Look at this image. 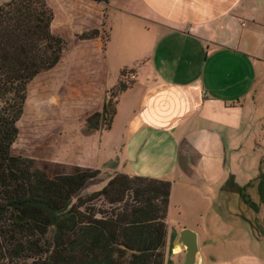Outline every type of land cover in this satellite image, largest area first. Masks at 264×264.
Wrapping results in <instances>:
<instances>
[{
	"label": "crops",
	"instance_id": "obj_1",
	"mask_svg": "<svg viewBox=\"0 0 264 264\" xmlns=\"http://www.w3.org/2000/svg\"><path fill=\"white\" fill-rule=\"evenodd\" d=\"M46 2L53 12L51 31L66 46L58 63L32 80L46 83L52 99L62 103L60 110L47 115L48 125L61 132L57 155L60 149L65 151L56 162L96 172L74 195L73 203L102 227L133 224L144 204L141 181L172 178L168 246L176 245L181 229L194 230L202 264L208 260L218 264L206 253L216 242L213 227L182 226L170 232L168 226L176 182L191 181L213 197L237 193L241 203L213 204L215 211L240 219L244 238L264 240L253 227L252 208L237 191L221 188L229 176L248 197L253 186L257 212L264 218L258 191L264 155L255 159L252 173L253 162L241 151L255 150L251 144L244 149V144L253 132H264V0ZM91 30H98V35L82 37ZM113 53L126 54L127 61L114 67ZM123 69H129L133 84L119 94L113 124L85 133L86 117L102 110ZM256 116L260 121L254 128ZM116 123L121 125L111 136L114 153L101 154V141H109ZM258 138L263 142V135ZM185 140L211 151L185 156L181 152ZM96 180L97 187L88 191ZM226 199L230 201L229 196ZM223 264H264V257L239 252Z\"/></svg>",
	"mask_w": 264,
	"mask_h": 264
},
{
	"label": "trees",
	"instance_id": "obj_2",
	"mask_svg": "<svg viewBox=\"0 0 264 264\" xmlns=\"http://www.w3.org/2000/svg\"><path fill=\"white\" fill-rule=\"evenodd\" d=\"M52 19L46 0L0 4V264H163L169 180L147 179V198L136 223L102 227L73 203L74 195L96 177L94 170L75 166L71 172L50 171L12 151L27 85L53 68L66 46L51 31ZM98 33L91 30L82 37ZM127 88L120 81L109 91L102 110L86 117L85 133L111 127L117 97ZM258 179L264 204L261 169ZM223 188L237 191L256 210L233 176Z\"/></svg>",
	"mask_w": 264,
	"mask_h": 264
},
{
	"label": "rangeland",
	"instance_id": "obj_3",
	"mask_svg": "<svg viewBox=\"0 0 264 264\" xmlns=\"http://www.w3.org/2000/svg\"><path fill=\"white\" fill-rule=\"evenodd\" d=\"M124 44L125 42H121V45ZM113 56L116 57L115 63L112 61V65L114 67L117 65H122L123 62L127 61L126 54L124 55L113 53ZM120 81L128 84L129 87L133 84V80H131L130 78L129 69H123L120 71L116 84ZM42 84L44 85L42 86ZM115 85L111 89L115 88ZM45 86L46 83L40 81L37 82L36 79L34 81H30L27 85L23 112L17 124L19 133L12 147V151L15 154L34 159L37 166L39 167H43L44 165L48 166V169L50 171L56 170L71 172L72 168L75 167V165L56 162L60 160L59 157L62 158V155H64L65 151L63 149H60V154L57 155V147L55 145L61 132H59L58 129H52V127L48 125L47 115L51 112H55L56 110H60L62 108V103L59 102V100L56 101L55 99H52L53 94H51V90H49L48 88H44ZM108 95L109 94H107L105 98ZM118 104L119 102L115 106V114ZM114 119L115 118H113L112 124L114 122ZM259 121L260 119L258 118V116L253 118L252 124L253 126H255L254 128H256V124H258ZM262 123H264V119L262 120ZM120 125L121 123L115 124L113 131L109 135V141L108 139H102L101 154L114 153V150L112 149L114 148L115 142L113 141L111 136H115V133H117L118 131L117 130L115 132V130L116 128L119 129ZM251 135L252 138H249L244 144L246 146V148L244 149L249 148L251 144V148L255 150L241 151H244L246 158L249 159L250 162H253V173L254 168H256V164L258 163L255 159L259 158V155L261 154L264 155V140L262 142V140L258 138L261 137V135H263L264 137V132H253ZM255 140L257 141L258 145H255ZM199 143L201 147L202 141H200ZM210 151V149H197L194 144L189 143L187 140H185V143L182 145L181 149L182 154L193 158L198 156L202 152L207 153ZM213 151L216 150L214 149ZM220 158L222 159V161L224 160L223 157L220 156ZM225 164H227V160H225ZM171 180L172 178L169 181L171 182ZM97 183L98 180H96L95 186L92 185L90 188L88 187L87 190L91 191L93 188H96ZM221 188L223 189V186ZM253 189L254 187L252 186L249 192V199L254 205L257 206L256 202L258 197L257 193L254 192ZM228 196L230 198V201H227L226 199L228 198ZM140 198L143 203L146 201L147 180L141 181ZM171 199L172 202L168 220L170 232H172L173 228L178 229L182 226H192L195 229H201L203 227L207 229V227H209V230H211L210 227H213L214 230H216V242H214V244H211L206 253H208V255H210L211 253V257H215L216 260L218 259L216 263L223 264L226 262V260L235 256L239 252L252 254L259 253L261 257H264V240L254 239L250 241L248 238H244L245 236H247L245 233L246 230L244 228L245 225L242 224L240 219L233 217L227 212L220 213L218 211H215L216 206L214 207L213 204L216 205L217 203H219L222 206H229L241 203L242 200L237 193L230 192L229 195L221 194L219 197H213L211 194H206L204 189H200V186H192L191 181H177ZM256 206V210L252 209L251 213L253 227L257 234H263L264 236V218L261 217V213L257 212ZM171 243V246L169 247L166 242L163 255V264H167L166 262L168 260H170L172 264H180L185 254L184 247L182 245H173V242ZM177 246L178 248H176ZM175 251H178L177 255L174 254ZM207 262L208 264L215 263L212 260H208ZM198 264H202V262L199 261Z\"/></svg>",
	"mask_w": 264,
	"mask_h": 264
},
{
	"label": "water",
	"instance_id": "obj_4",
	"mask_svg": "<svg viewBox=\"0 0 264 264\" xmlns=\"http://www.w3.org/2000/svg\"><path fill=\"white\" fill-rule=\"evenodd\" d=\"M176 245L184 247V258L180 264H198L200 261V253L197 242V234L194 230L183 228L179 231Z\"/></svg>",
	"mask_w": 264,
	"mask_h": 264
}]
</instances>
